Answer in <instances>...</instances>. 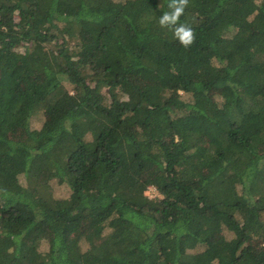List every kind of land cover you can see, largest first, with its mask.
<instances>
[{
    "label": "trees",
    "instance_id": "1",
    "mask_svg": "<svg viewBox=\"0 0 264 264\" xmlns=\"http://www.w3.org/2000/svg\"><path fill=\"white\" fill-rule=\"evenodd\" d=\"M170 2L0 0V264H264V0Z\"/></svg>",
    "mask_w": 264,
    "mask_h": 264
},
{
    "label": "clouds",
    "instance_id": "2",
    "mask_svg": "<svg viewBox=\"0 0 264 264\" xmlns=\"http://www.w3.org/2000/svg\"><path fill=\"white\" fill-rule=\"evenodd\" d=\"M189 0H171L169 8L170 12H164L159 18V24L162 27L175 26L174 35L178 37L180 43L188 47L195 41V33L193 29L186 24H178L180 16L183 14Z\"/></svg>",
    "mask_w": 264,
    "mask_h": 264
},
{
    "label": "rangeland",
    "instance_id": "3",
    "mask_svg": "<svg viewBox=\"0 0 264 264\" xmlns=\"http://www.w3.org/2000/svg\"><path fill=\"white\" fill-rule=\"evenodd\" d=\"M181 95L183 96V98H187V96L189 94H186L184 92H181ZM24 132L23 130L21 129H18V128H11L10 131H9V137L15 141H21L23 140L24 138ZM61 187H58L57 189H55V194H57L58 196H64V195H67L69 192L67 190V188L63 185H60ZM147 194L149 197H155V196H158V192L155 190V187L153 186H149L148 189H147ZM89 229L90 228V222H87L86 223V227L83 229V230H86V229ZM79 235V234H78ZM77 235V237H78ZM220 237V234H216L214 235L209 241L210 242H213L215 241L216 239H218ZM82 246L84 247V243L82 244Z\"/></svg>",
    "mask_w": 264,
    "mask_h": 264
}]
</instances>
